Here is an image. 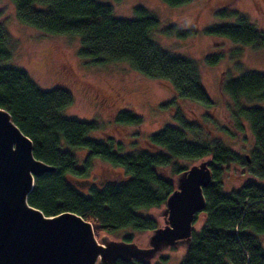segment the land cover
I'll return each mask as SVG.
<instances>
[{
	"label": "trees",
	"instance_id": "obj_1",
	"mask_svg": "<svg viewBox=\"0 0 264 264\" xmlns=\"http://www.w3.org/2000/svg\"><path fill=\"white\" fill-rule=\"evenodd\" d=\"M162 1L180 7L192 0ZM12 2L21 23L46 34L78 37L80 56L93 64L126 63L145 77L168 83L182 99L209 109L214 106L196 62L165 50L152 40L151 34L160 21L143 5L133 8V18L123 19L115 16L112 5L98 0ZM217 14L236 16L237 24L204 28L207 35L240 46L264 48V33L246 17L227 9ZM162 31L185 39L195 35L194 29L182 30L176 24ZM13 49V42L0 22V108L7 110L32 140L34 156L57 169L54 174L35 180L28 197L30 205L47 216L77 213L94 225L96 236L120 229L153 231L159 224L145 213L165 206L175 189L172 176L187 169L178 161L209 158L214 184L204 189L205 221L193 232L181 264H264V246L259 239L264 235V186L248 180L238 190L222 189V176L232 164L244 167L252 177L264 178V108L245 105L264 101V74L243 70L238 77H226L220 82L222 94L234 101L230 111L233 126L243 131L246 122L254 136L250 156L240 155L222 140L203 139L201 126L190 122L174 100L162 106L175 109L173 118L177 125H165L146 137L145 145L125 153L123 146L109 136L107 142L89 137L99 129L97 122L63 115V110L73 103L69 90L60 87L43 90L25 70L6 64L13 57ZM226 51L219 47L206 54V64L218 65ZM230 51H233L231 58L239 60L241 49ZM238 65L241 66L239 61ZM117 121L140 125L142 117L124 111ZM189 135L199 138L192 140ZM74 149H85L88 153L82 168L72 152ZM91 158L122 168L124 173L117 181L92 185L82 191L69 178L87 177ZM125 240L132 241V237ZM161 259L165 262L167 258ZM117 264L147 263L132 260Z\"/></svg>",
	"mask_w": 264,
	"mask_h": 264
},
{
	"label": "rangeland",
	"instance_id": "obj_2",
	"mask_svg": "<svg viewBox=\"0 0 264 264\" xmlns=\"http://www.w3.org/2000/svg\"><path fill=\"white\" fill-rule=\"evenodd\" d=\"M113 6L118 18H133V8L143 5L159 21V27L152 32L154 42L165 50L193 59L200 71L202 83L214 106H204L177 96L172 87L158 79L148 78L133 70L126 63H103L95 65L88 58L80 56L81 41L76 36L46 34L33 27L21 23L16 15L12 0H0V22L8 32L14 53L6 64L25 70L43 90L65 88L73 96V103L63 110L66 117H75L82 121H95L99 129L89 134L91 139L108 141L107 136L123 146L124 152H132L145 145V138L156 133L165 125H177L173 118L174 108L162 106L174 100L176 106L183 110L185 117L192 123L201 126L202 137L212 141L219 139L242 156H250L255 145L254 136L244 123V130L239 131L233 126L230 111L234 101L223 95L220 82L226 77L236 78L243 70H252L264 74V48L240 46L227 39L207 35L204 28L216 25H236V16L221 17L217 13L227 9L236 10L239 16L246 17L257 30L264 33V0H192L190 3L171 7L162 0H98ZM176 24L182 30L194 29V36L181 38L165 34L162 29ZM161 31V32H160ZM223 47L226 51L221 62L209 66L205 62L206 54ZM241 49L239 60L232 59L234 49ZM241 66H237V62ZM61 67L69 72L68 77L61 74ZM121 93L123 101L111 105L115 94ZM109 100L108 105L102 103ZM264 108V101L248 103ZM175 107V106H174ZM134 112L142 117L140 125L121 124L117 121L119 113ZM194 140L199 137L189 135ZM192 139V140H193ZM72 152L82 168L88 153L85 149H74ZM208 159V158H206ZM201 159L190 161L181 159L178 162L183 167L198 164ZM123 169L115 167L99 158H91L88 174L81 179L84 182L80 189H88L87 180L95 185L107 181H117L123 175ZM76 179L69 178L73 185ZM175 176H172L174 181ZM252 180L264 186V178L249 175L244 167L229 165L222 176L224 192L238 190L246 181ZM164 207L148 210L145 215L151 217L159 225H164L161 212ZM205 221L203 212L195 220V230H199ZM94 226V225H93ZM95 230V227H94ZM96 234V233H95ZM151 231H133L120 229L113 233L101 232L97 237L107 236L111 240L132 241L140 247H148ZM264 246V235L259 236ZM184 247H170L153 260L151 264H181L185 254ZM161 257H166L162 262ZM97 264H102L98 261Z\"/></svg>",
	"mask_w": 264,
	"mask_h": 264
},
{
	"label": "water",
	"instance_id": "obj_3",
	"mask_svg": "<svg viewBox=\"0 0 264 264\" xmlns=\"http://www.w3.org/2000/svg\"><path fill=\"white\" fill-rule=\"evenodd\" d=\"M209 158L179 173L148 247L98 238L94 226L74 212L45 215L28 202L35 180L55 166L37 159L33 142L0 108V264H151L170 247L190 246L195 220L206 207L204 189L214 184Z\"/></svg>",
	"mask_w": 264,
	"mask_h": 264
},
{
	"label": "flooded vegetation",
	"instance_id": "obj_4",
	"mask_svg": "<svg viewBox=\"0 0 264 264\" xmlns=\"http://www.w3.org/2000/svg\"><path fill=\"white\" fill-rule=\"evenodd\" d=\"M60 69H61V74L65 77H68L69 72H67L64 67H61ZM109 100H111V99H109ZM109 100L103 99L102 103L108 105V102H110ZM122 101H123V97L121 96V93L115 94V99L111 100V105H116L117 103L122 102ZM75 181H77V184H76L77 186H80V188L83 187V184H82L84 182L83 180H75ZM111 181H113V180H110L107 182H111ZM86 183L88 184V187L95 185L94 182H90V180H87Z\"/></svg>",
	"mask_w": 264,
	"mask_h": 264
}]
</instances>
